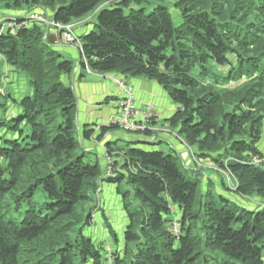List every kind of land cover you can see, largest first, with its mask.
Instances as JSON below:
<instances>
[{
    "label": "trees",
    "instance_id": "16d2710c",
    "mask_svg": "<svg viewBox=\"0 0 264 264\" xmlns=\"http://www.w3.org/2000/svg\"><path fill=\"white\" fill-rule=\"evenodd\" d=\"M1 5L19 16L40 8L62 25L96 12L79 35L80 77L89 69L159 85L179 108L164 120L176 143L219 183L205 175L201 190L204 174L192 175L170 140V151L153 148L164 140H149L154 131L129 132L146 140L120 146L110 123L96 135L113 161L107 176L105 162L87 160L83 140L96 129L79 131L77 95L64 83L75 63L39 23L10 29L0 34V264H264V0H174L178 25L166 0ZM3 67L24 78L20 98L1 92ZM104 185L116 188L129 221L122 247L108 224L112 254L86 234Z\"/></svg>",
    "mask_w": 264,
    "mask_h": 264
},
{
    "label": "rangeland",
    "instance_id": "374dc122",
    "mask_svg": "<svg viewBox=\"0 0 264 264\" xmlns=\"http://www.w3.org/2000/svg\"><path fill=\"white\" fill-rule=\"evenodd\" d=\"M154 2H153V4H154ZM166 3L169 5V11H170V13L173 16L175 23L177 25L180 24L181 20H180V16H179L178 10H176L174 8V5H173L174 0H166ZM153 4H151V6H153ZM133 6H136V5L133 4ZM145 6H146V4H145ZM33 14H38L39 15L38 17H41L44 20L52 21L48 17L51 14L48 13L49 14L48 15L46 11H44L43 9H40V8H34L32 11H28V12L24 11V13H21V15L19 16V14L17 12L6 10L1 5L0 6V26L2 24L7 25L10 22V20L13 21V19H16V20L19 19L18 23L20 24V23L23 22L22 19H23L24 16L28 17V16H31ZM50 18H52V17H50ZM96 21H97V15H96V12H95V13H92V14H90L88 16H85L83 19H81L79 21H76V22L72 23L71 25L73 26V31H74L75 35L77 37H79V35L87 33L92 28H94V23ZM37 23H39V25L45 30L46 37H47V34L48 35L51 34L50 33V25H48L45 22L41 21V19H38ZM16 29H19V28H16ZM83 29H86V31L85 30L82 31ZM6 31H8V29H6L5 32ZM60 34L62 36L63 33H60ZM60 34H53L54 35V40H55L54 42H56V44H59L58 45L59 47L60 46L71 47L74 50V52L76 51V53L78 54L79 61H80V52H81L80 48L75 46V43L74 44L65 43L62 40L63 38L59 37ZM81 45H82V43H81ZM59 47H57V48L60 50L61 47L60 48ZM60 51L63 52V49L60 50ZM63 53L66 54L70 58L72 57V56H69L65 52H63ZM71 59L75 63V68H76V62H75L76 59L75 58H71ZM0 65H2L1 62H0ZM78 66H79V64H78ZM3 68L4 69H3L1 92L5 94L8 91H11L15 95V98H20L21 95L24 94L26 89H27L26 85L23 83L24 82V80H23L24 78L23 77H18L16 75V73L12 72L13 70L8 68V67H3ZM0 69H1V67H0ZM74 73H75V71H74ZM84 73L87 74V75L95 74V73L91 72L89 69L84 71ZM110 76H112V75H109V77ZM67 78L68 77H66L64 79L65 85L72 86L73 85L72 82H70V80H67ZM137 79H139V78H137ZM124 80H125V82L128 85H130L131 81L128 78H124ZM243 82H245V80L241 81L240 83H232V84L228 85L227 87H229V88H237L241 84H243ZM116 94H117L116 97H117V99L119 101L118 92H116ZM164 95H165V93H164ZM118 101H117V103H118ZM135 103H136V101H135ZM150 106H152L153 108L157 109V107L154 104H151ZM118 109H119V107H118ZM119 111H120V109H119ZM156 116H158V115L156 114ZM155 119H157V117ZM162 119L163 118H161V116H159L158 117V120H159L158 123L160 125H164V127H159V128L155 129V127H152V125L146 124L143 132L147 131V130H150V131H154L156 133V136L153 137V138L152 137H147L149 140H153L154 138L155 139L156 138L157 139L158 138H164V140L159 145H157V147H153V148H158L159 150L170 151L172 149L171 145H170V142L165 140V139L168 138V140H172V139H175V137L177 138V136L175 135L176 131L173 130L172 128H169L168 125L164 122V120L162 121ZM91 128H94V127L91 126ZM159 129H160V131H159ZM161 133H162V135H161ZM116 134L118 135V136H116L117 138L120 137V135L123 136V138L121 140H119V145L123 146V147L127 146L126 145L127 143H125L127 138L135 139V140L136 139H140L142 141L146 140L145 139L146 136L138 135V134H135V133H129V132H126V131H124L122 129L119 130L118 133H116ZM163 134H165L167 137H165ZM177 139H179V138H177ZM92 141H94V142H91L93 144H89V142L87 140H83V145H85L86 148H88V147L92 148L91 152L89 154H87V160H90L92 162L98 160L101 165L104 164V162H105L106 165L108 166V169H109V165H110L109 161L112 160V159L109 158L108 155H106L105 148H104V145H103L104 143L102 141L99 142V140L96 139V134H95V136H93V140ZM261 144L264 145V133H263V138H262ZM130 145H132V144H130ZM173 145H176V148L178 147L177 143L173 142ZM180 145H182V147H183V144L180 143ZM183 149H184L183 152L182 151L180 152L177 149V151L182 154L183 161L186 162L185 157H186V159L187 158H188V160L192 159V161H193L194 158H193L192 150L191 149L189 150V148H186L185 146L183 147ZM192 161L191 160L188 161L189 164L185 163V165H186V168L189 170V172L192 175L197 170L200 171L202 174H204V177L202 178L204 181L203 180L200 181L201 190H204V188H207V183L205 182L206 181V179H205L206 176L210 177L214 181V183H216V184L219 183L218 175H216V173H214L212 170L209 169V167H210L209 165L210 164H208V162H206V163L204 162V164H201L202 165L201 169L200 168L197 169L195 164ZM111 163H113V162H111ZM107 172H108V170H107ZM226 177H227L226 179L228 180L227 181L228 187L231 190H234L235 187H236L235 181L232 178L228 177V175H226ZM211 188L213 189L215 194L218 193L217 188L215 187V185H213V186L211 185ZM244 199H245V202H250V204H257L258 203L257 200L254 201L255 199L250 198V197H247V198H244ZM92 204L94 205V207H96V210H95V212L93 214L92 225L87 228L86 234L91 236V237H93V239L95 241H97V243L105 245L107 253H111L112 254L115 251V246L116 245H114V243L111 241V237H110L111 235H110V233L108 231V224L111 225V229H113L117 233L119 241H120L118 246L122 247V234H123L125 228L128 225V222H129L128 219H127V214H126V212L124 211V208H123L121 197L118 196L115 187H112V186L108 187L107 185H104V186H102L99 189L98 201L97 202H93ZM243 204H245V203H243ZM259 204H260V202H259ZM170 219L173 220V221L176 219L174 213H171ZM174 224H177V222H174L173 226H174ZM172 230H173V227H172ZM111 260H113L112 256H111Z\"/></svg>",
    "mask_w": 264,
    "mask_h": 264
},
{
    "label": "crops",
    "instance_id": "0c3cea01",
    "mask_svg": "<svg viewBox=\"0 0 264 264\" xmlns=\"http://www.w3.org/2000/svg\"><path fill=\"white\" fill-rule=\"evenodd\" d=\"M84 30L86 31V29H83L82 31ZM58 45L59 44H57V47H59ZM60 47H59L60 50L63 49V52L67 53L69 56H72L71 58L76 59L75 73L73 74V76L68 77L67 80H70V82H72L73 84L72 87L78 99L79 131L82 132L84 126L88 124V125H92L96 129L95 133L96 135H98L101 126L105 124H109L111 120L117 119L120 115V111L118 109V103H117L118 100H112V98L114 97L117 99L116 97L117 87L109 79V75L112 74H108V75L85 74V77L81 78L80 74L82 72L80 71V68L78 66L79 57L76 51L74 52V50L68 46L67 47L60 46ZM129 80L131 81L130 85L133 88L134 99L136 101L137 106L140 109H146L151 104H154L157 107V109L155 108L158 115L157 119H153L150 125H152V127H155V129L159 127H164V125H160L158 123L159 121L158 117L161 116V118H163L162 121L168 119L171 115H173V113L176 111L178 106L174 105L167 99L168 97L164 95L162 88L159 85H157L155 82L142 78L129 79ZM112 135L109 134L107 136L112 137ZM163 135L167 137L165 134ZM120 137L123 138V136L121 135ZM92 140L89 142V144H93L91 143L94 142ZM170 142L176 143L175 139L170 140ZM177 145H178L177 149L180 152L181 151L183 152L184 146L182 147V145H179L178 143ZM87 150H92V148L88 147ZM261 150L264 154L263 144L261 145ZM185 160L187 164H189L188 161L190 160H188V158L186 159V157Z\"/></svg>",
    "mask_w": 264,
    "mask_h": 264
},
{
    "label": "built area",
    "instance_id": "2783aa9c",
    "mask_svg": "<svg viewBox=\"0 0 264 264\" xmlns=\"http://www.w3.org/2000/svg\"><path fill=\"white\" fill-rule=\"evenodd\" d=\"M38 14H33L31 16H24L22 19V23H18L19 19H13V21L10 20V22L5 25L2 24L0 26V34L5 33V30H14L16 28H22V27H29L31 23L37 22L38 19H41V21L45 22L46 24L50 25V35L53 34H60L63 33L62 36L60 34V38L62 37L63 41L68 44H74L75 46L80 48V53H82V45L79 40V37H77L73 31V26L70 25H62L60 23L55 22L54 20L48 21L44 20L41 17H38ZM40 21V20H39ZM59 32V33H58ZM80 44V45H79ZM109 79L115 84L117 87V92L119 96L118 101V107L120 109V115L117 119H113L110 121V124H116L119 125L121 129H123L126 132H139L143 131L146 124L150 125L152 119H155L156 116V110L152 106H148L146 109H140L134 100L133 95V89L130 85H128L125 80L119 76L112 75L109 77ZM150 123V124H149ZM258 163H264V158L262 160H257ZM109 169L107 172V176L113 175V168L112 163L113 161H109ZM171 232L175 235H178L180 233V224H174L173 230L171 228Z\"/></svg>",
    "mask_w": 264,
    "mask_h": 264
},
{
    "label": "water",
    "instance_id": "95a60500",
    "mask_svg": "<svg viewBox=\"0 0 264 264\" xmlns=\"http://www.w3.org/2000/svg\"><path fill=\"white\" fill-rule=\"evenodd\" d=\"M179 109V108H178Z\"/></svg>",
    "mask_w": 264,
    "mask_h": 264
}]
</instances>
